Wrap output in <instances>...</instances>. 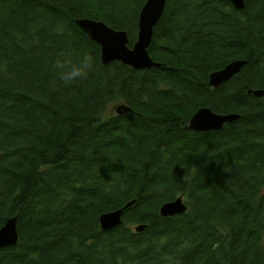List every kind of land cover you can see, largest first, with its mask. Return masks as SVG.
I'll list each match as a JSON object with an SVG mask.
<instances>
[{"label":"trees","instance_id":"obj_1","mask_svg":"<svg viewBox=\"0 0 264 264\" xmlns=\"http://www.w3.org/2000/svg\"><path fill=\"white\" fill-rule=\"evenodd\" d=\"M146 1L0 0V229L18 215L20 233L0 264H264V96L248 92L264 90V0H168L149 49L162 66L104 65L77 20L132 47ZM65 51L88 52L95 71L53 86ZM236 60L242 71L211 87ZM121 103L133 112L112 113ZM204 107L240 119L189 130ZM179 196L188 211L163 218Z\"/></svg>","mask_w":264,"mask_h":264},{"label":"water","instance_id":"obj_2","mask_svg":"<svg viewBox=\"0 0 264 264\" xmlns=\"http://www.w3.org/2000/svg\"><path fill=\"white\" fill-rule=\"evenodd\" d=\"M238 10L245 8V0H232ZM168 0H147L139 16V33L137 41L132 47L129 46V35L124 30H116L101 21L88 18L78 19V26L87 36L101 46V59L104 65L112 62H121L135 70H146L161 67L162 64L155 62L149 49L152 45L155 27L164 16ZM245 61L236 60L229 63L223 69L213 72L209 78V85L215 89L231 81L238 75ZM250 94L261 98L264 90H249ZM118 115L131 113L133 110L126 104H118L115 107ZM240 119V115L229 113L221 114L214 112L209 107L199 109L191 118L188 129L195 132L219 131L226 124L233 123ZM135 200L124 207L106 212L99 218L102 231L114 230L123 224L125 212L130 209ZM188 211V206L183 196L162 204L160 212L163 217H173ZM19 216L9 218L0 229V249L16 247L19 244L20 233L18 229ZM147 225H140L137 230L144 231Z\"/></svg>","mask_w":264,"mask_h":264},{"label":"clouds","instance_id":"obj_3","mask_svg":"<svg viewBox=\"0 0 264 264\" xmlns=\"http://www.w3.org/2000/svg\"><path fill=\"white\" fill-rule=\"evenodd\" d=\"M54 75L53 86L59 83L71 87L80 81L87 80L95 71V60L88 52H61L51 64Z\"/></svg>","mask_w":264,"mask_h":264},{"label":"bare ground","instance_id":"obj_4","mask_svg":"<svg viewBox=\"0 0 264 264\" xmlns=\"http://www.w3.org/2000/svg\"><path fill=\"white\" fill-rule=\"evenodd\" d=\"M139 33V32H138ZM93 41V40H92ZM96 43V42H95ZM99 45V44H98ZM100 46V45H99ZM101 47V46H100ZM152 58V57H151ZM153 59V58H152ZM116 210V209H115ZM184 214V213H183ZM160 215H161V212H160ZM182 215V214H180ZM162 216V215H161ZM163 217V216H162ZM163 218H167V217H163ZM140 225H143V224H138V225H135L134 226V231L137 232V233H141L143 231H138L137 228L140 226ZM145 231V230H144Z\"/></svg>","mask_w":264,"mask_h":264},{"label":"rangeland","instance_id":"obj_5","mask_svg":"<svg viewBox=\"0 0 264 264\" xmlns=\"http://www.w3.org/2000/svg\"><path fill=\"white\" fill-rule=\"evenodd\" d=\"M116 106H117V105H116ZM116 106H115V107H116ZM115 107H114V109H113L112 113H113V112H115V113H116V111H115ZM54 205L56 206V204H54ZM133 229H134V227H133Z\"/></svg>","mask_w":264,"mask_h":264}]
</instances>
